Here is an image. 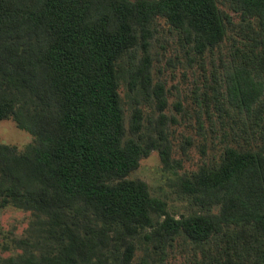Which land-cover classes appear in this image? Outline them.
Instances as JSON below:
<instances>
[{
  "label": "trees",
  "instance_id": "obj_1",
  "mask_svg": "<svg viewBox=\"0 0 264 264\" xmlns=\"http://www.w3.org/2000/svg\"><path fill=\"white\" fill-rule=\"evenodd\" d=\"M161 24L162 56L189 64L199 133L206 120L222 133L219 154L185 175L196 210L179 217L128 178L153 150L170 161L137 98L127 128L121 93L127 78L170 118L152 51ZM11 116L34 141L0 143V209L33 211L40 230L5 264H134L139 247L138 264L170 251L264 264V0H0V120Z\"/></svg>",
  "mask_w": 264,
  "mask_h": 264
},
{
  "label": "rangeland",
  "instance_id": "obj_2",
  "mask_svg": "<svg viewBox=\"0 0 264 264\" xmlns=\"http://www.w3.org/2000/svg\"><path fill=\"white\" fill-rule=\"evenodd\" d=\"M160 27L161 29L153 41L152 51L159 58V62H157V57L155 58L156 64L162 71V73H158V77L166 83L168 90L169 107L164 110V113L170 118L160 122L156 104L149 106L142 94L130 91L127 78L122 79L121 93L126 108L127 128L130 125L131 114L136 108L137 98L139 106L143 107L146 114L145 124L151 129L159 125L165 130L168 137L166 145L170 150V161L165 164L160 150H153L150 156L141 160L140 166L128 178L146 182L151 194L166 203V211L179 217L196 210L191 195L184 187L185 175L196 170L203 160L219 154L222 133L212 136L207 120L205 129L199 133L195 117L192 114L194 107L191 98L187 99L193 78L188 80L183 76V73L189 69V64L187 61L177 63L176 60L169 64L162 56L165 50H167V55H170L172 49L167 46V36L163 31L164 25L161 24ZM155 70L157 72L158 68L156 67ZM149 114L153 117L151 121L147 118ZM182 133L191 137L193 143L186 150H184V146L187 145L182 141ZM154 134L157 136L156 132ZM204 140L207 141L208 146L207 154L203 158L200 143ZM33 141L34 135L20 128L14 116L0 120V143L23 151ZM211 142L215 143L214 146ZM37 220V216L31 210L16 208L12 205L0 209V264H5L6 259L16 257L23 252L24 248L19 244V240L25 238L36 240L40 230ZM35 228L38 230L37 232L33 231ZM145 255V251L139 247L134 264H138L141 257ZM160 256L163 260L160 259ZM148 261L149 264H189L185 255L179 251H170L163 255L153 253L151 257H148Z\"/></svg>",
  "mask_w": 264,
  "mask_h": 264
}]
</instances>
